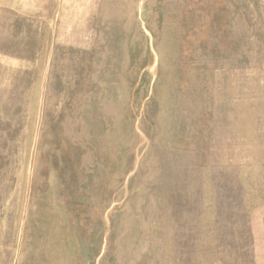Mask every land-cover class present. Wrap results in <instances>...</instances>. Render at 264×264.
Wrapping results in <instances>:
<instances>
[{"label": "rangeland", "instance_id": "1", "mask_svg": "<svg viewBox=\"0 0 264 264\" xmlns=\"http://www.w3.org/2000/svg\"><path fill=\"white\" fill-rule=\"evenodd\" d=\"M0 264H264V0H0Z\"/></svg>", "mask_w": 264, "mask_h": 264}]
</instances>
